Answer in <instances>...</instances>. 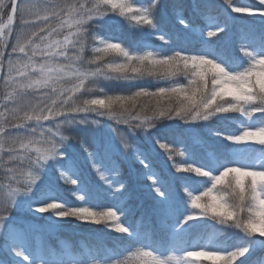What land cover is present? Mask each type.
<instances>
[{
    "label": "snow or ice",
    "instance_id": "1",
    "mask_svg": "<svg viewBox=\"0 0 264 264\" xmlns=\"http://www.w3.org/2000/svg\"><path fill=\"white\" fill-rule=\"evenodd\" d=\"M219 9L208 0H0V264L264 261V0ZM161 17L182 27L166 31ZM111 23L135 25V46L106 30ZM110 54L118 59L106 62ZM144 77L167 86L128 83ZM103 81L126 82L127 94H109ZM233 119L238 128L210 130L214 142L161 143L152 131ZM157 146L174 172L156 166ZM61 182L75 186L77 204L57 202ZM37 214L49 228L75 219L119 235L109 247H48L34 243L45 231Z\"/></svg>",
    "mask_w": 264,
    "mask_h": 264
},
{
    "label": "trees",
    "instance_id": "2",
    "mask_svg": "<svg viewBox=\"0 0 264 264\" xmlns=\"http://www.w3.org/2000/svg\"><path fill=\"white\" fill-rule=\"evenodd\" d=\"M34 2L39 3L41 0H34ZM208 2L211 5L217 6V10L219 9V6L224 3V0H208ZM242 3L248 2V0H241ZM195 23L197 26L200 25L201 21L199 18L196 19ZM161 25L165 28V30H169L173 28L174 26L177 28H180L182 26H179L176 24L174 20L171 18H168L165 20L163 17H161ZM106 30L112 32L114 35L121 36L124 38L129 44L135 46V42L140 38L139 30L136 28L135 25H129L128 27H123L121 25H118L116 23H111L105 26ZM57 38H62L57 37ZM207 38V37H206ZM207 39H215L213 38H207ZM14 42L10 38V43ZM144 43H147L151 46H156L159 44H162L161 41H159L155 37H146L144 39ZM113 59H118V57H115L114 54H110L105 56V61H111ZM94 67V65H93ZM126 82L123 81H103L102 85L105 90L109 91V94H127V93H121L119 89L122 85H124ZM133 85L139 84L141 86L146 87L149 91H155V87L153 85L159 84L160 86H167V82L160 80L157 81L153 77H144L141 80L138 81H131L128 82ZM65 86H71L70 84H65ZM133 91L137 90L136 88L132 89ZM49 94L50 91H49ZM4 88L3 83L0 82V111H4L3 105L5 103L4 99ZM40 93H35L32 95H29L28 99L31 102H36L39 99ZM144 99V98H141ZM156 103L155 98L152 100V104L154 105ZM168 98L165 97L161 100V104H167ZM173 106L175 107V100L172 101ZM11 107V105H9ZM233 117L237 116L238 114H229ZM7 116V114H6ZM2 119V118H0ZM106 119V118H101ZM9 123H12L10 117L8 118ZM47 123V122H46ZM123 127V126H121ZM238 128L239 125L235 119L231 121L222 120V121H214L209 122L207 126H201L197 128L195 131H186V125L182 121H162L157 123V126L155 129H152L154 133L159 135L161 137V143H171L174 140H186L188 142H201L203 141H209L214 142V138L210 134V130H216V129H226V128ZM174 147L180 148L182 145L175 144ZM4 159L7 160V154H4ZM173 159L180 160L183 159L179 156H174ZM155 164L158 167L159 170H161L164 173L174 172L175 169L172 167V161L169 160L168 153L165 149L159 148L157 146V157L155 160ZM138 167V165H137ZM128 167L127 165L124 166L123 171L127 173ZM84 175L86 178H88L90 181L95 176V172L92 169H89L87 167L84 168ZM194 175V174H193ZM98 179V177H96ZM61 201L57 202H63V200L68 201L70 204H77L78 201L76 199V195L71 192V189L75 186H72L70 184H63L61 182ZM141 195V199H142ZM108 202L107 198L101 197L95 203L97 204H106ZM140 201L139 200H133L131 201L133 209L136 211L137 215H139V212L142 210L138 207ZM148 207V202H144V208L146 209ZM94 211H104L106 210L103 207H97L93 209ZM43 215L45 219L47 218L48 214H37L35 219L37 220V226H43L45 228V231L43 232L42 236L37 237L34 240V243H43L46 244L48 247H78V248H87V247H96L98 245L109 247L111 244V241L115 235L119 234H108L107 230L104 232L97 231L98 228L101 226L97 225H83L80 221H77L75 219H71V222H63L61 226L59 227H47V225L44 223L43 220H40L39 217ZM211 223V222H210ZM198 234H194V239L196 238ZM256 264H264V261H257Z\"/></svg>",
    "mask_w": 264,
    "mask_h": 264
},
{
    "label": "rangeland",
    "instance_id": "3",
    "mask_svg": "<svg viewBox=\"0 0 264 264\" xmlns=\"http://www.w3.org/2000/svg\"><path fill=\"white\" fill-rule=\"evenodd\" d=\"M197 259H204V258H197Z\"/></svg>",
    "mask_w": 264,
    "mask_h": 264
}]
</instances>
